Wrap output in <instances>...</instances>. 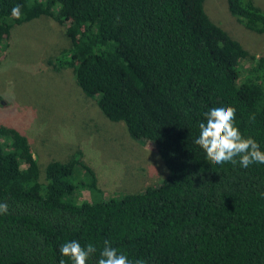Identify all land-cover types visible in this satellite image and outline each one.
<instances>
[{"label": "trees", "instance_id": "1", "mask_svg": "<svg viewBox=\"0 0 264 264\" xmlns=\"http://www.w3.org/2000/svg\"><path fill=\"white\" fill-rule=\"evenodd\" d=\"M204 1L0 0V60L14 24L46 15L64 26L70 45L49 63L70 67L104 115L152 143L171 171L141 192L105 197L79 151L47 166L41 181L27 138L0 126V202L8 204L0 264H72L59 251L72 240L96 247L87 264H97L105 240L146 264H264V164H211L194 143L203 113L231 105L241 133L264 151V56L214 22ZM227 2L264 33V9Z\"/></svg>", "mask_w": 264, "mask_h": 264}, {"label": "rangeland", "instance_id": "2", "mask_svg": "<svg viewBox=\"0 0 264 264\" xmlns=\"http://www.w3.org/2000/svg\"><path fill=\"white\" fill-rule=\"evenodd\" d=\"M253 1L264 9V0ZM204 6L211 19L251 54L264 56V33L232 15L227 0H205ZM69 45L65 27L46 15L12 26L0 60V126L27 138L41 181L47 166L68 162L81 151V158L95 169L105 197L158 185L170 170L155 146L134 139L124 122L109 120L82 91L70 67L58 70L49 63ZM86 198L87 191L80 200Z\"/></svg>", "mask_w": 264, "mask_h": 264}, {"label": "clouds", "instance_id": "3", "mask_svg": "<svg viewBox=\"0 0 264 264\" xmlns=\"http://www.w3.org/2000/svg\"><path fill=\"white\" fill-rule=\"evenodd\" d=\"M22 5L16 4L11 10L13 19L22 18ZM205 121L199 124V136L194 140L206 154L211 164L223 165L231 163L247 168L252 164H264V151L252 137H245L236 126V108L231 105H222L210 108L203 113ZM255 113L249 114V122H255ZM8 212V204L0 202V215ZM62 256L68 257L72 264H87L90 256L97 249L89 243L86 247L76 241H68L59 249ZM60 264H66L64 260ZM97 264H146V261L136 259L132 261L126 254L111 246L109 240L104 241Z\"/></svg>", "mask_w": 264, "mask_h": 264}]
</instances>
